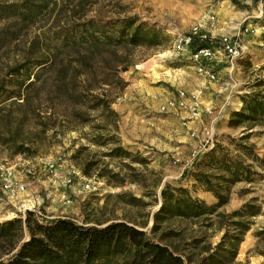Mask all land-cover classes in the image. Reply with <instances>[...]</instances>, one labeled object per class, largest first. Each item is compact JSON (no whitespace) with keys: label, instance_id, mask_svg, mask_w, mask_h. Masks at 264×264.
I'll return each instance as SVG.
<instances>
[{"label":"rangeland","instance_id":"obj_1","mask_svg":"<svg viewBox=\"0 0 264 264\" xmlns=\"http://www.w3.org/2000/svg\"><path fill=\"white\" fill-rule=\"evenodd\" d=\"M24 1L0 0L18 6ZM46 1L48 7L32 21H25L20 11L23 15L0 19V86L10 79L11 68L28 57L55 61L62 71L53 78L67 74L68 82L60 97L48 87H14L11 82H19L16 78L3 85V90L21 95L0 99V134L10 140L0 141V219L20 216L26 209L77 222L121 219L137 225L145 222L142 229L154 237L152 216L165 182L188 187L208 204L215 202L186 171L203 154L193 159L194 148L211 139L231 148L227 136L241 134L240 128L227 125L225 112L238 106L236 97L245 91L246 83L264 77V49L258 51L264 48V0ZM125 17L160 27L172 39L196 23L203 24L208 35V28L239 23L234 33H226L241 39L247 50L235 60L218 53L199 70L173 51L172 39L156 48L85 50L63 47L52 38L55 30L71 23ZM219 55L223 59L218 60ZM242 60L252 66L246 67ZM127 62L131 64L123 70ZM210 73L214 79H209ZM93 95L106 96L110 109H92ZM11 139L20 144L19 149ZM248 141L259 156L264 155V129L255 128ZM115 146L130 155H111ZM261 172L263 177L255 182L235 183L229 201L218 209L229 213L248 202L261 207V214L247 219L250 228L233 264H264ZM129 196L141 198L146 205L127 204ZM165 225L180 233L173 237L172 246L194 259L203 246L214 247L224 231L218 229L216 215L209 223L173 219Z\"/></svg>","mask_w":264,"mask_h":264},{"label":"trees","instance_id":"obj_2","mask_svg":"<svg viewBox=\"0 0 264 264\" xmlns=\"http://www.w3.org/2000/svg\"><path fill=\"white\" fill-rule=\"evenodd\" d=\"M231 1L237 3V0ZM48 5L46 0H25L20 6L18 3L0 2V19L25 13L22 18L32 21ZM52 38L63 47L85 50H100L106 46L156 48L166 46L172 39L162 28L134 17L114 22L86 19L62 26L53 32ZM202 45H207V42L194 43L195 47ZM242 61L246 67L252 66L248 60ZM127 63L123 70L131 64ZM59 71L62 70L51 59L28 57L11 68L8 72L10 79L1 82L0 99L21 95L13 90H3V85L11 78L19 80L11 82L14 87L26 90L35 86L39 89L48 87L60 97L68 89V82L67 74L53 78V74ZM244 89L238 95L240 108L231 110L227 120L229 127L241 129L239 136H227L232 147L216 141L196 160L195 167L186 171L194 183L216 198L215 202L208 204L194 196L188 187L165 182L159 192V207L152 216L151 233L154 237L142 229L145 222L141 225L121 219L77 222L67 216L43 217L36 210L26 209L23 216L0 219V264H233L243 236L250 228L251 223L247 219L261 214V207L248 202L229 213L218 209L229 201L231 187L235 183L255 182L263 177L261 171L264 170V155L259 156L255 145L248 141L255 128L264 129V77H254ZM93 97L92 109H110L106 96ZM50 114L47 119L51 118ZM3 139L10 141L0 134V141ZM11 143L20 148L16 140L11 139ZM111 155L128 157L130 153L115 146L111 148ZM159 184L160 179L155 188ZM125 202L139 207L146 205L141 198L134 196H129ZM213 215L218 217V229H224L214 247L203 246L194 259L193 254H184L172 246L173 237L180 233L163 226L164 223L173 219H202L209 223Z\"/></svg>","mask_w":264,"mask_h":264},{"label":"built area","instance_id":"obj_3","mask_svg":"<svg viewBox=\"0 0 264 264\" xmlns=\"http://www.w3.org/2000/svg\"><path fill=\"white\" fill-rule=\"evenodd\" d=\"M210 18L213 19L214 17ZM202 25L201 23L192 24L188 32L179 33L173 37L171 42L173 51L185 56L194 65L198 66L199 70H203L202 64L210 63L218 53H222L230 60H235L240 58L247 50V45L241 39L229 34L221 35L218 38L211 37ZM195 42H207V45L195 47ZM214 78V74L210 73L209 79ZM213 143L214 141L211 139L209 144L194 148L192 151L193 159L198 158Z\"/></svg>","mask_w":264,"mask_h":264},{"label":"crops","instance_id":"obj_4","mask_svg":"<svg viewBox=\"0 0 264 264\" xmlns=\"http://www.w3.org/2000/svg\"><path fill=\"white\" fill-rule=\"evenodd\" d=\"M249 17H256V15L255 14H251V15H249ZM249 21H251V20H249ZM238 24L237 23L236 24H228V25H224V26H220V27H216L215 26L214 28H210V29L208 28V31L211 33L210 34V36L212 35L211 37H213L215 35L221 36V35L227 34L226 32H229L230 33V32L233 31L232 33H234V31L236 30ZM263 49L264 48H259L258 51L261 52V50H263ZM258 51L256 53H259ZM220 59H223V55H219L218 56V60H220ZM262 59L264 60V58H262ZM238 97L239 96L237 95L236 98L238 99L237 100L238 106L237 107H234V108L231 107V109H228L225 112V120H226V123H227V120L229 118V113L231 112V110H238L240 108V106H241V102H240V100H239Z\"/></svg>","mask_w":264,"mask_h":264},{"label":"water","instance_id":"obj_5","mask_svg":"<svg viewBox=\"0 0 264 264\" xmlns=\"http://www.w3.org/2000/svg\"><path fill=\"white\" fill-rule=\"evenodd\" d=\"M158 207H159V205H158ZM158 207H157V208H158Z\"/></svg>","mask_w":264,"mask_h":264}]
</instances>
